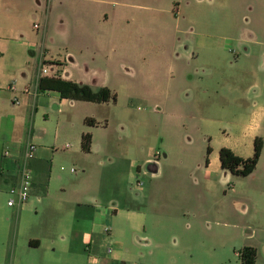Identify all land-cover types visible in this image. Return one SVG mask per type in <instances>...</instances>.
<instances>
[{
  "label": "rangeland",
  "instance_id": "374dc122",
  "mask_svg": "<svg viewBox=\"0 0 264 264\" xmlns=\"http://www.w3.org/2000/svg\"><path fill=\"white\" fill-rule=\"evenodd\" d=\"M70 7L59 4L53 15ZM57 31L51 30L47 43L53 56L73 53L78 59L81 53L72 48L86 46L79 64L116 94L117 102L73 104L56 95L49 101L52 90L39 89L45 110L30 109L14 136L22 149L30 142L39 146L46 159L47 175L36 170L38 191L29 199L31 210L22 212L23 223L55 226L60 247L65 231L84 214L80 205L114 206L127 199L149 218L163 214L177 224L180 233L167 242L179 245L180 236L196 224L197 206L216 208L237 200V222L250 232L264 230V204L251 178L211 185L196 169L209 157V146L213 151L231 145L242 132L239 125L264 111V0H120V54L115 56L102 51L112 44L102 28L80 41ZM173 62L181 70L176 84ZM88 120L101 124L95 129L98 146L90 154L79 150V140L91 128ZM165 154L170 158L157 176L139 173L148 157L157 155L163 162ZM4 161L0 154V170L8 174ZM8 196L6 190L0 195L1 206H7ZM207 220L203 233L219 236L218 241L225 229L216 222L227 219L214 209ZM230 231L236 246L228 251L227 264H240L238 253L246 245L259 250V264H264V235L245 240L239 230ZM44 235L46 243L49 235ZM124 241L133 250L131 232ZM61 258L59 264H66ZM76 264H87L86 257Z\"/></svg>",
  "mask_w": 264,
  "mask_h": 264
},
{
  "label": "crops",
  "instance_id": "0c3cea01",
  "mask_svg": "<svg viewBox=\"0 0 264 264\" xmlns=\"http://www.w3.org/2000/svg\"><path fill=\"white\" fill-rule=\"evenodd\" d=\"M68 2L71 4L69 11L53 15L57 5H67ZM38 21L41 22L42 27ZM35 23L39 25L38 29L34 28ZM53 28H57L61 36H77L79 41L82 36H90L94 28H102L108 40L112 41L111 45H103L105 47L102 48L103 53L110 51L113 56L119 55L120 42L117 41H120V0H0L1 155L5 146H9L14 151L22 149L14 141L17 125L28 116L30 109L39 113L47 106H45V96L34 97L25 93L28 89L37 90L38 80L58 78L90 86L95 91L107 88L104 83L95 81L93 78L95 75L85 71L79 64L86 46L79 45L76 46L77 48H72L76 53H81L78 59L73 53L61 58L53 56L47 44ZM40 32L43 40L38 41L36 36ZM171 68L173 75H176L173 84H176L180 80L179 63L173 62ZM43 69L46 70L44 74ZM48 94L49 101L54 99L52 95L60 96L57 91ZM67 100L61 98L62 102ZM71 101L74 104L75 101ZM95 124H90L91 128L85 132L92 136L89 154L98 146L95 142V129L101 124L97 122ZM239 126L242 130L241 134L226 148L231 149L237 156L248 159L255 153V140L262 139L263 149L256 170L245 178L253 180L256 198L264 204V111L252 115ZM65 149H71V145H66ZM79 150L83 151L81 139ZM100 150L107 151L103 145ZM220 150L221 148L213 150L207 157L209 164L207 165L206 161L198 163L196 169L200 170L199 173L202 172L203 179L208 180L211 185L220 183L226 186L231 184L232 177L237 176L222 169ZM152 157L144 161V167L147 168L139 169V173L143 176L149 174L148 172H151L153 177L157 176L163 163H167L170 158L169 154H165L162 162L160 156ZM186 158L188 156H184L180 163H184ZM44 160L46 159L43 154L38 153V158L32 162V167L34 166L35 171L47 175ZM5 161L4 164L10 173L5 174L0 170V195L5 190L8 191L15 181V162ZM71 171L75 172L72 169ZM199 183L201 182L197 179L195 184L199 185ZM37 189L36 180L32 195L36 194ZM232 193H236V188H232ZM8 200L7 206L0 205V264H59L61 256L66 264H76L85 257L87 264H91L90 255L98 257L99 264H227V261L230 262L227 257L228 251L236 246L234 244L236 238L231 236V228L239 230L242 239L245 240L262 238L264 235V230L259 235L250 232L245 224L241 225L237 222L238 201L234 200L232 205L226 202L228 205L216 206V208L197 206L192 212L193 217H197L195 226L187 229L185 234L180 236L179 245L177 241L175 243L170 241L169 245L168 238L170 240L177 238L180 232L179 226L165 215L155 214L149 218L147 211L142 210V206L131 204L127 199H121L120 203L114 206H100L99 199H94L93 202L98 204L80 205L81 209H84V214L75 221L70 231H65L61 237L60 250L55 238L57 233L53 230L55 226L46 228L34 220L27 224L23 223V213L31 210L32 199L23 207H9ZM255 202V206H259L258 202ZM214 209L217 216L227 219L216 222L218 226L223 227V230L225 229V234L218 241L216 239L219 236L207 238L202 229V224L209 223L207 217L214 212ZM14 215L17 217L15 222ZM128 232H131L133 250L125 247L124 240ZM44 234L49 235L46 243ZM108 246L112 248L110 253L107 251ZM260 256L258 250L257 264Z\"/></svg>",
  "mask_w": 264,
  "mask_h": 264
},
{
  "label": "trees",
  "instance_id": "16d2710c",
  "mask_svg": "<svg viewBox=\"0 0 264 264\" xmlns=\"http://www.w3.org/2000/svg\"><path fill=\"white\" fill-rule=\"evenodd\" d=\"M40 90H52L59 92L62 99H70L73 101H86L91 103H108L110 101L116 103L117 96L108 88L93 90L90 86L80 85L71 81H66L58 78H42L39 81ZM88 123L94 125L93 120H88ZM92 146V136L90 134L83 135L82 149L89 153ZM263 141L261 138L255 140V153L253 157L244 159L237 156L231 149L223 147L219 152L222 169L229 171L237 177H248L258 165L262 154ZM208 156L212 153V148L207 149ZM209 164V158L206 160ZM240 264H257L258 250L250 245L244 246L239 253Z\"/></svg>",
  "mask_w": 264,
  "mask_h": 264
},
{
  "label": "built area",
  "instance_id": "2783aa9c",
  "mask_svg": "<svg viewBox=\"0 0 264 264\" xmlns=\"http://www.w3.org/2000/svg\"><path fill=\"white\" fill-rule=\"evenodd\" d=\"M35 29L39 28V25L35 23ZM43 74L46 73V70H42ZM39 81L37 82V90L31 91L30 89L26 90L25 93L28 95H33L37 97L39 95ZM39 146L30 142L23 149L13 151L9 146H5L2 152V157L5 160H12L15 162L16 170L14 173L15 181L8 188V206L22 207L27 203L31 197L32 190L35 184L36 171L32 167V162L38 158ZM74 171V169H72ZM138 186H143L142 183L138 182ZM108 253L112 251L111 246L107 248ZM91 264H99L98 257L94 255L89 256Z\"/></svg>",
  "mask_w": 264,
  "mask_h": 264
}]
</instances>
